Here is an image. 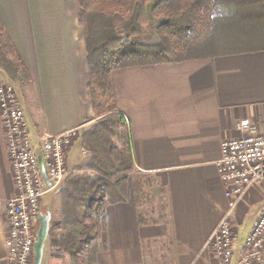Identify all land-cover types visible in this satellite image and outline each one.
Listing matches in <instances>:
<instances>
[{
	"label": "crops",
	"instance_id": "crops-1",
	"mask_svg": "<svg viewBox=\"0 0 264 264\" xmlns=\"http://www.w3.org/2000/svg\"><path fill=\"white\" fill-rule=\"evenodd\" d=\"M78 12V0H0L3 26L31 77L18 98L31 137L72 132L68 166L77 164L81 133L95 118ZM111 83L129 125L134 169L157 182L162 205L158 218L140 224L131 195L109 204L97 263L214 264L204 245L228 206L220 146L238 136L241 119L264 125V50L123 67L111 72ZM15 193L0 117V262L4 202ZM263 202L264 179L236 205L234 264ZM42 210L50 227L60 194H45Z\"/></svg>",
	"mask_w": 264,
	"mask_h": 264
},
{
	"label": "trees",
	"instance_id": "trees-1",
	"mask_svg": "<svg viewBox=\"0 0 264 264\" xmlns=\"http://www.w3.org/2000/svg\"><path fill=\"white\" fill-rule=\"evenodd\" d=\"M78 21L84 30L88 88L95 122L81 134V148L90 154L84 166L73 167L60 190V221L49 227L47 242L71 264H94L105 230V209L126 202L127 179L134 171L130 131L118 112L111 72L131 66L175 63L187 59L264 50L263 0H78ZM127 13L120 30L100 20ZM152 22L151 38L142 25ZM174 36L171 43L168 37ZM156 38V39H155ZM168 40V41H167ZM167 41V42H165ZM0 71L4 78L27 85L30 74L0 18ZM94 119V118H93ZM91 119V120H93ZM132 178L138 208L142 185L157 182L147 175ZM138 223L144 224L138 216Z\"/></svg>",
	"mask_w": 264,
	"mask_h": 264
},
{
	"label": "built area",
	"instance_id": "built-area-1",
	"mask_svg": "<svg viewBox=\"0 0 264 264\" xmlns=\"http://www.w3.org/2000/svg\"><path fill=\"white\" fill-rule=\"evenodd\" d=\"M0 108L16 186L14 196L5 201L9 228L3 242V264H30L40 201L45 194L62 189V183L73 168L66 161L72 132L40 135L33 139L25 109L15 98L11 84L0 88ZM235 127L238 136L222 141L221 158L217 163L228 198L227 210L204 245L212 251L214 264H234V210L246 192L264 179V125L259 126L245 118ZM236 264H264V202Z\"/></svg>",
	"mask_w": 264,
	"mask_h": 264
},
{
	"label": "rangeland",
	"instance_id": "rangeland-1",
	"mask_svg": "<svg viewBox=\"0 0 264 264\" xmlns=\"http://www.w3.org/2000/svg\"><path fill=\"white\" fill-rule=\"evenodd\" d=\"M263 3H264V0H263ZM126 14L127 13H124V14L120 13V14H114L113 16H110V17H104L100 20V25H102L106 28H112L116 31L120 30L128 18V16ZM87 22H88L87 19L84 18L83 24L81 25L79 23L81 30H82V34H84V30L86 29L85 25L87 26ZM142 28L145 31V34H144L145 38H151L152 37L154 39V37L151 36V32H150V30L154 28V25L152 22H145L142 25ZM168 38L171 41V43L175 42L174 36L170 35V37H168ZM167 41H165V42H167ZM8 84L12 85L13 90H14V96L18 100L21 88H23L26 85H24V83L20 80H17L14 82L8 81L7 79L4 78V75L0 71V88L3 87L4 85H8ZM0 117H1V124L3 127L1 108H0ZM96 119L97 118L95 116V118L92 120V122L89 123L84 128V130L88 129L95 122ZM3 130H4V128H3ZM4 134H5V132H4ZM5 145H6V139H5ZM83 152L80 151V154H78V153L75 154V160L76 159H78V160H77V164L72 166V167H77V166L84 167L89 162L90 154L85 152V151H83ZM136 177H140L141 181H143L144 183L147 181L146 179L143 178L141 173L136 172L134 169V171L131 173L130 177L126 180L127 184H128V195H131L132 199H133L132 178L134 179ZM63 184H64V182L62 183V187H63ZM141 189H142L143 195H142V198L140 199V204L138 207V216L140 218H142V220H145V221L149 220L150 218H155V219L158 218V215H159L158 209L162 205V201H161V197L157 198L159 192L156 189L155 183L154 184L150 183L148 185H142ZM60 190L58 191V193L60 192ZM55 193H56V191L49 192L47 194L54 195ZM4 209H5V202H4ZM42 212L45 213V210H42ZM60 215H61L60 210H57L54 212L51 226H54V225L59 223ZM4 221H5V230L8 231L9 222H8L7 215H6V218L4 219ZM6 235H7V232H6ZM6 235H5V237H6ZM5 237H4V239H5ZM3 242H4V240H3ZM4 255H5V253H4ZM3 259H4V256H3ZM86 263L88 264V262H86ZM0 264H3V260H2V262H0ZM42 264H71V263H70L69 257L67 255L59 253L57 250L51 248L49 246V244L46 242V245L44 248V261ZM94 264H98L97 260Z\"/></svg>",
	"mask_w": 264,
	"mask_h": 264
},
{
	"label": "water",
	"instance_id": "water-1",
	"mask_svg": "<svg viewBox=\"0 0 264 264\" xmlns=\"http://www.w3.org/2000/svg\"><path fill=\"white\" fill-rule=\"evenodd\" d=\"M49 213H41L38 215V225L35 231V240L32 248V260L30 264H41L44 246L48 238L49 231Z\"/></svg>",
	"mask_w": 264,
	"mask_h": 264
}]
</instances>
